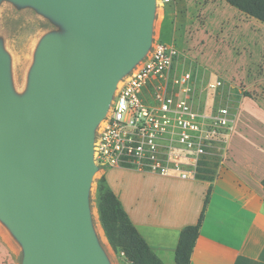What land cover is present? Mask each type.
I'll return each instance as SVG.
<instances>
[{
    "label": "water",
    "instance_id": "95a60500",
    "mask_svg": "<svg viewBox=\"0 0 264 264\" xmlns=\"http://www.w3.org/2000/svg\"><path fill=\"white\" fill-rule=\"evenodd\" d=\"M11 1L66 33L42 40L21 97L0 49V221L22 246V264H109L88 206L95 131L150 50L156 0Z\"/></svg>",
    "mask_w": 264,
    "mask_h": 264
},
{
    "label": "crops",
    "instance_id": "0c3cea01",
    "mask_svg": "<svg viewBox=\"0 0 264 264\" xmlns=\"http://www.w3.org/2000/svg\"><path fill=\"white\" fill-rule=\"evenodd\" d=\"M204 1L208 18L218 19L221 25L225 23L230 28L222 34L229 36L232 43H237L242 36L253 40L258 37V32L242 28L245 24L261 23L258 20L231 9L223 0H198L197 4ZM194 4V0H187V7ZM173 6L176 20L183 15L185 5L181 9ZM228 53L233 52L222 43L216 66L226 80L233 79L228 70L235 68L234 62L225 55ZM246 118L247 122L260 123L261 127L240 126L237 115L224 145L212 149L221 158L215 162L212 157H206L213 167L212 181L179 180L123 168L103 173L139 235L164 264H175L180 232L186 226L197 224L208 192L189 264H264V189L261 185L264 122H257L252 114ZM130 171L141 174L143 187L139 192L117 184L120 178L124 182ZM19 246L0 221V264H21Z\"/></svg>",
    "mask_w": 264,
    "mask_h": 264
},
{
    "label": "rangeland",
    "instance_id": "374dc122",
    "mask_svg": "<svg viewBox=\"0 0 264 264\" xmlns=\"http://www.w3.org/2000/svg\"><path fill=\"white\" fill-rule=\"evenodd\" d=\"M194 1L195 4L191 7H187V0L176 4L178 9L185 5V10L183 9V15L175 20L172 11L174 6H162L159 0H156L152 41L161 39L176 48L177 56L172 73L177 77L191 73L194 87L188 98L197 112L208 118L217 108L225 106L231 112L232 125L239 115L240 126L261 127L260 123L247 122L249 119L246 116L252 114L257 122H264V24L254 22L243 25L245 31L258 32V37L253 40L242 36L237 43H232L229 36L222 34L224 30L229 31L230 28L225 23L224 26L221 25L218 19L208 18L205 10L206 1L199 4L198 0ZM55 33L64 34L66 29L53 17L31 6L20 5L11 0H0V49L8 58L10 86L16 96L21 97L28 91L38 48L45 37ZM222 43L233 52L225 54L234 62L235 67L228 70L233 76V79L229 80L221 76L216 66ZM218 82L219 86L211 88L210 85ZM209 157L215 162L221 158L213 150L208 159ZM205 161L208 163L206 157L203 162ZM200 167L199 164L198 168ZM109 170L111 169L105 171L98 169L92 177L88 192L90 221L97 243L108 263L123 264L125 258L121 253H115L107 242L97 211V182L104 176L103 173ZM126 175L129 177L124 182L120 178L117 184L122 185L123 189L139 192L143 187L141 174L130 171ZM19 248V260L22 264L23 249L21 245Z\"/></svg>",
    "mask_w": 264,
    "mask_h": 264
},
{
    "label": "built area",
    "instance_id": "2783aa9c",
    "mask_svg": "<svg viewBox=\"0 0 264 264\" xmlns=\"http://www.w3.org/2000/svg\"><path fill=\"white\" fill-rule=\"evenodd\" d=\"M181 1L159 0L162 6ZM176 56L173 44L153 40L146 56L121 79L95 131L93 159L99 170L194 179L204 157L224 145L232 126L229 108L219 107L208 118L197 112L188 98L191 73H172Z\"/></svg>",
    "mask_w": 264,
    "mask_h": 264
},
{
    "label": "trees",
    "instance_id": "16d2710c",
    "mask_svg": "<svg viewBox=\"0 0 264 264\" xmlns=\"http://www.w3.org/2000/svg\"><path fill=\"white\" fill-rule=\"evenodd\" d=\"M231 7L264 24V0H223ZM167 18V16H165ZM164 25V24H163ZM164 34V33H163ZM164 36V35H163ZM161 41V39H159ZM163 42V40L161 41ZM197 179L212 181L213 168L209 163L200 162ZM264 189V178L261 182ZM209 192L206 194L202 212L197 224L184 227L179 236L174 254L175 264H189L199 234ZM97 211L101 228L111 249L123 253L131 264H164L148 247L131 223L118 197L108 187L105 177L96 186Z\"/></svg>",
    "mask_w": 264,
    "mask_h": 264
},
{
    "label": "bare ground",
    "instance_id": "6f19581e",
    "mask_svg": "<svg viewBox=\"0 0 264 264\" xmlns=\"http://www.w3.org/2000/svg\"><path fill=\"white\" fill-rule=\"evenodd\" d=\"M104 241V240H103Z\"/></svg>",
    "mask_w": 264,
    "mask_h": 264
}]
</instances>
